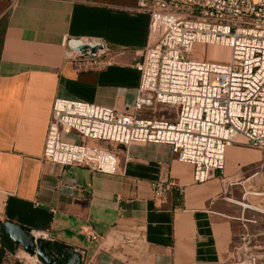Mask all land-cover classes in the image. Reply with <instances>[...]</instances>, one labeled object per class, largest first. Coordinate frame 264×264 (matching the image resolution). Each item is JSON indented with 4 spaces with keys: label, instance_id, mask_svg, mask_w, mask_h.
<instances>
[{
    "label": "crops",
    "instance_id": "crops-1",
    "mask_svg": "<svg viewBox=\"0 0 264 264\" xmlns=\"http://www.w3.org/2000/svg\"><path fill=\"white\" fill-rule=\"evenodd\" d=\"M137 2L0 0V220L84 250L82 264H264V149L228 145L224 171L201 183L167 144L121 147L114 173L42 157L55 97L132 105L149 25ZM91 40L110 63L79 61L74 45ZM156 180L184 186L183 196L160 207ZM0 264L43 263L17 246Z\"/></svg>",
    "mask_w": 264,
    "mask_h": 264
},
{
    "label": "built area",
    "instance_id": "built-area-1",
    "mask_svg": "<svg viewBox=\"0 0 264 264\" xmlns=\"http://www.w3.org/2000/svg\"><path fill=\"white\" fill-rule=\"evenodd\" d=\"M137 7L149 15V25L147 44L135 65L139 81L132 105L119 110L55 97L43 159L114 173L116 153L87 140L126 149L134 143L167 144L179 161L192 165L193 181L201 183L224 171L228 145L264 149V0H138ZM84 45L90 47L73 48L80 59L91 60L84 66L98 68L112 61L102 57L109 52L104 42ZM206 45L220 47L221 59L189 58L196 52L204 56ZM157 104L173 106L172 119L151 116ZM150 187L160 204L171 190L179 198L184 193V186L174 182L156 180ZM82 233L88 241L100 238L89 226ZM255 261L251 256L243 264Z\"/></svg>",
    "mask_w": 264,
    "mask_h": 264
},
{
    "label": "water",
    "instance_id": "water-1",
    "mask_svg": "<svg viewBox=\"0 0 264 264\" xmlns=\"http://www.w3.org/2000/svg\"><path fill=\"white\" fill-rule=\"evenodd\" d=\"M74 44H72L73 46ZM88 48L89 45H79L73 48ZM0 236L8 238L14 246H21L29 255H35L43 264H82L78 251L65 243L51 241L44 237H35L33 231L19 223L0 220ZM4 249L0 248V260Z\"/></svg>",
    "mask_w": 264,
    "mask_h": 264
},
{
    "label": "rangeland",
    "instance_id": "rangeland-1",
    "mask_svg": "<svg viewBox=\"0 0 264 264\" xmlns=\"http://www.w3.org/2000/svg\"><path fill=\"white\" fill-rule=\"evenodd\" d=\"M193 48L195 50H201V47L198 45V44H194L193 45ZM204 49L202 50L203 52H206L204 53L205 55L204 56H201L200 53L196 52V53H192L191 55H189V58L192 59V60H196L198 58H206V59H209V60H220L221 59V56L219 53H218V47L217 46H214V45H206L203 47ZM84 53V51L82 52ZM77 58H79V56H77ZM80 62L84 63L85 61L87 62H90L91 60H82L80 59L79 60ZM151 110V109H150ZM154 110H156V112L154 113H151V116H154L156 118H165V119H172V117L174 116L175 114V108L173 106H169V105H161V104H157L154 106ZM87 143L88 144H92V145H99L101 147H104L110 151H114L119 159V157L122 155L121 153V147L119 148H116L114 144L112 143H109V142H106V141H95V140H87ZM255 168V166H254ZM259 169L260 170L262 169V164L259 163L258 165H256V169ZM27 255V254H26Z\"/></svg>",
    "mask_w": 264,
    "mask_h": 264
},
{
    "label": "trees",
    "instance_id": "trees-1",
    "mask_svg": "<svg viewBox=\"0 0 264 264\" xmlns=\"http://www.w3.org/2000/svg\"><path fill=\"white\" fill-rule=\"evenodd\" d=\"M178 199H179V196L177 195V193L174 190H171L168 192V194L166 196V201L164 203H162L160 205V207H166L168 201H170V200L174 204L176 202V200H178ZM35 212H37V210L33 211V213H35ZM17 217H19V216L17 215ZM11 218H13V216H11ZM20 223L22 224V221ZM31 226L34 229H40V227H41V226L38 227L37 225H33V224H31ZM47 227H48V221H45L43 228H47ZM0 247L3 248L4 250L10 251V252L15 251V249L17 248L16 246H14L12 244V242L8 238L2 237V236H0Z\"/></svg>",
    "mask_w": 264,
    "mask_h": 264
},
{
    "label": "bare ground",
    "instance_id": "bare-ground-1",
    "mask_svg": "<svg viewBox=\"0 0 264 264\" xmlns=\"http://www.w3.org/2000/svg\"><path fill=\"white\" fill-rule=\"evenodd\" d=\"M218 50H222L220 47H218ZM204 53H206V52H204ZM205 55V54H204Z\"/></svg>",
    "mask_w": 264,
    "mask_h": 264
}]
</instances>
